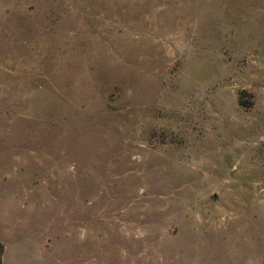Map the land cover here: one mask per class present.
<instances>
[{"label": "rangeland", "instance_id": "374dc122", "mask_svg": "<svg viewBox=\"0 0 264 264\" xmlns=\"http://www.w3.org/2000/svg\"><path fill=\"white\" fill-rule=\"evenodd\" d=\"M6 204L4 264H264V0H0Z\"/></svg>", "mask_w": 264, "mask_h": 264}, {"label": "crops", "instance_id": "0c3cea01", "mask_svg": "<svg viewBox=\"0 0 264 264\" xmlns=\"http://www.w3.org/2000/svg\"><path fill=\"white\" fill-rule=\"evenodd\" d=\"M8 197H12L13 200L17 201V205L20 208H22V210L23 209L25 210L28 207L30 208L31 212L27 211V214H29V212H30V214H29L30 216L28 219L29 222L27 224L31 228H35V224H36V228L39 229L38 225H39L40 218L42 217V219L44 220V209L43 210L39 209L40 206H41V209L44 207V196L41 197V195L39 194L38 191H36V192L31 191V193H29L27 190L22 191L19 189V187H17V189L13 188L11 193H8ZM24 201H26L28 205H26L24 203ZM26 206H28V207H26ZM8 208L9 207L6 204L4 211L3 210L0 211V222L7 220V218L9 219L8 215H10V214H9ZM24 210L22 212H24ZM74 213L76 214V211H74ZM87 226H88L87 223H81L80 222L79 227L86 229ZM69 238H70L69 241H71L70 244H72L73 246L77 245V243H75L74 239L71 236ZM79 248L81 249L82 246L80 245ZM6 252H7V247L6 248L4 247V252L2 254L1 264H4V262H5Z\"/></svg>", "mask_w": 264, "mask_h": 264}, {"label": "trees", "instance_id": "16d2710c", "mask_svg": "<svg viewBox=\"0 0 264 264\" xmlns=\"http://www.w3.org/2000/svg\"><path fill=\"white\" fill-rule=\"evenodd\" d=\"M3 252H4V248H3L2 244L0 243V264H1V261H2Z\"/></svg>", "mask_w": 264, "mask_h": 264}]
</instances>
